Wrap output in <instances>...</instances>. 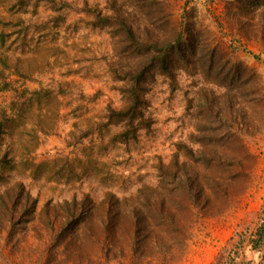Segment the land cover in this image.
<instances>
[{
    "label": "rangeland",
    "instance_id": "rangeland-1",
    "mask_svg": "<svg viewBox=\"0 0 264 264\" xmlns=\"http://www.w3.org/2000/svg\"><path fill=\"white\" fill-rule=\"evenodd\" d=\"M159 1L171 26L159 15L146 25L130 0H0V87L7 84L0 108L8 118L0 140V264H246L227 254L232 237L253 231L264 210V0ZM113 4L145 40L159 42V53L144 55L148 64L121 42ZM232 63L246 68L259 98L258 114L241 105L233 123L257 159L244 193L221 213L198 215L183 254L132 255L120 224L113 253L96 255L83 212L109 208L112 195L126 203L148 197L178 144L198 150L191 136L209 126L207 98L225 93L218 84L234 74ZM132 67L150 70L145 122L122 142L124 123L110 116L127 106L123 79ZM237 87L240 96L246 87ZM245 257L263 262L249 246Z\"/></svg>",
    "mask_w": 264,
    "mask_h": 264
},
{
    "label": "trees",
    "instance_id": "trees-1",
    "mask_svg": "<svg viewBox=\"0 0 264 264\" xmlns=\"http://www.w3.org/2000/svg\"><path fill=\"white\" fill-rule=\"evenodd\" d=\"M115 4L112 5L111 11L116 12L115 15L119 17V21L116 20L114 25L121 35V42L132 45L133 49L142 55L138 56V61L141 59L143 62L145 58L144 61L148 64V56L144 55L146 51L159 53V42L145 40L143 34H140V28L129 22L127 13L124 14L121 6L116 7ZM160 4L159 0H130V6L147 18L146 25L155 24V17L157 21L160 16L167 27L171 26L169 14L164 12ZM156 6L160 8L155 9ZM112 18V15H106L105 23L109 25L108 21ZM177 41L180 42L181 38ZM162 60L163 58H157L160 63ZM137 65L140 66L141 63ZM232 66L236 69L234 74L225 72L226 75L218 84L225 93L220 97L212 95L207 98L209 102L205 119L209 126L197 128V136H191V141L199 145L198 150L178 144L173 160L168 165L162 164L159 167L158 185L148 189V197L141 199L140 193L126 203V199H118L112 195L108 207L114 208V211L106 208L105 202L98 208L88 207L83 212L88 249H93L92 252L95 251L96 255L108 259L115 247L117 230L120 224H123V244L132 255L164 258L172 257L176 250L177 253L183 254L198 215L221 213L244 193L257 159L242 141L238 135L240 129L233 126V123L240 114L241 105L251 106L253 115L258 114L254 104L259 98L258 95L255 96L254 90L249 88L252 78L246 75V68L245 74L241 65L232 63ZM133 68L128 72L129 77L123 79L126 86L122 88V92L127 99V106L119 112H111L110 116L118 117L124 123L125 130L118 135L122 142L135 138L140 126L145 122L141 94L144 78L150 70L145 67L134 71ZM228 76H232L230 80ZM239 82L246 88L240 96H236ZM6 85L4 82L0 89ZM7 119L4 110L0 108V140L5 134ZM231 241L227 254L231 262L241 260V263L252 264L251 260H246L245 257V247L249 246L261 254V264H264V210L253 231H238Z\"/></svg>",
    "mask_w": 264,
    "mask_h": 264
}]
</instances>
